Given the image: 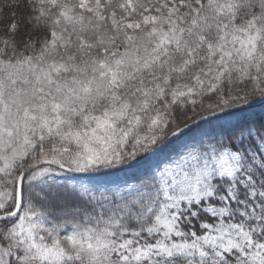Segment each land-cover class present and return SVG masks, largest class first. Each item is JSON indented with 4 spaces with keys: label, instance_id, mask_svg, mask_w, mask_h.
Returning a JSON list of instances; mask_svg holds the SVG:
<instances>
[{
    "label": "snow or ice",
    "instance_id": "obj_1",
    "mask_svg": "<svg viewBox=\"0 0 264 264\" xmlns=\"http://www.w3.org/2000/svg\"><path fill=\"white\" fill-rule=\"evenodd\" d=\"M0 264H264V0H0Z\"/></svg>",
    "mask_w": 264,
    "mask_h": 264
}]
</instances>
